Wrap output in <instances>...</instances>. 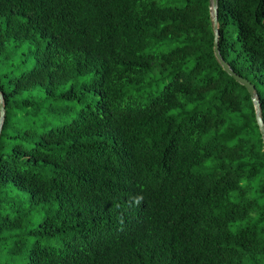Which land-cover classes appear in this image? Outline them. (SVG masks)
I'll return each instance as SVG.
<instances>
[{
    "label": "trees",
    "instance_id": "obj_1",
    "mask_svg": "<svg viewBox=\"0 0 264 264\" xmlns=\"http://www.w3.org/2000/svg\"><path fill=\"white\" fill-rule=\"evenodd\" d=\"M264 125V0H218ZM210 0H0V264H264V142Z\"/></svg>",
    "mask_w": 264,
    "mask_h": 264
},
{
    "label": "water",
    "instance_id": "obj_2",
    "mask_svg": "<svg viewBox=\"0 0 264 264\" xmlns=\"http://www.w3.org/2000/svg\"><path fill=\"white\" fill-rule=\"evenodd\" d=\"M211 2V15H212V23H213V32H214V53H215V57L218 60V62L220 63V65L222 66V68L229 74L231 75L237 82H239L241 85H243L247 90L248 93L251 96V99L254 103V107H255V114H256V120H257V125L260 129V133L264 142V125L260 116V106H259V100L256 96L255 93V86L253 84H251L249 81H247L244 78L239 77L238 75H236L228 66V64H226L223 59L221 58L220 54H219V50H218V29H219V24H218V13H217V4H218V0H210ZM4 102H3V98H2V94L0 92V133H1V129H2V124H3V119H4Z\"/></svg>",
    "mask_w": 264,
    "mask_h": 264
}]
</instances>
